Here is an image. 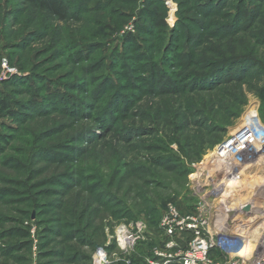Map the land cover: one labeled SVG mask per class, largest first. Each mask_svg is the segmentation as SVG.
Returning <instances> with one entry per match:
<instances>
[{
  "label": "rangeland",
  "instance_id": "1",
  "mask_svg": "<svg viewBox=\"0 0 264 264\" xmlns=\"http://www.w3.org/2000/svg\"><path fill=\"white\" fill-rule=\"evenodd\" d=\"M65 3L60 19L0 0V264H93L103 249L124 264L118 231L137 222L129 258L148 264L168 206L203 198L212 227L257 255L264 151L239 181H222L217 153L250 117L264 126V0Z\"/></svg>",
  "mask_w": 264,
  "mask_h": 264
},
{
  "label": "built area",
  "instance_id": "2",
  "mask_svg": "<svg viewBox=\"0 0 264 264\" xmlns=\"http://www.w3.org/2000/svg\"><path fill=\"white\" fill-rule=\"evenodd\" d=\"M263 151L264 126L252 116L230 135L217 153L222 181L228 178L239 181L245 166L253 164ZM201 201L202 208H195L187 215L180 213L176 205L168 206L159 226L165 238L164 245L155 248V258L148 264H264V248L252 258L240 256L244 242H241V248H236L235 245L240 244L239 238L225 235L219 227H212L211 219L205 216L208 215V203L204 198ZM130 227L121 226L117 238L121 250L127 253L123 260L125 264H132L130 254L146 229L143 222ZM184 238L186 244L181 246L180 240ZM93 264H109V251L103 249L97 252Z\"/></svg>",
  "mask_w": 264,
  "mask_h": 264
},
{
  "label": "trees",
  "instance_id": "3",
  "mask_svg": "<svg viewBox=\"0 0 264 264\" xmlns=\"http://www.w3.org/2000/svg\"><path fill=\"white\" fill-rule=\"evenodd\" d=\"M28 1L30 3L36 4L37 6L41 7L42 9H44L46 11H49L51 14H53L54 16H56L60 19H66L67 18L69 8H68L67 4L65 3V0H28ZM241 15L243 17H245L246 15L247 16L250 15L249 10L244 9L241 12ZM165 23L166 22L164 21L163 18L160 19V22L157 21V25L160 27L164 26ZM55 94L56 93L54 92V95ZM53 97L55 98V96H53ZM0 105L4 106L5 108H8L11 105V103L5 99L0 98Z\"/></svg>",
  "mask_w": 264,
  "mask_h": 264
}]
</instances>
